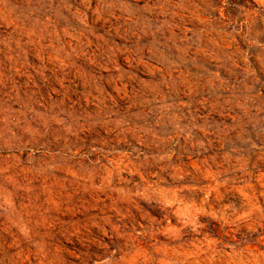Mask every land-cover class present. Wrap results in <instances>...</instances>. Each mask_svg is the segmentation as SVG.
Wrapping results in <instances>:
<instances>
[{"label": "rangeland", "instance_id": "374dc122", "mask_svg": "<svg viewBox=\"0 0 264 264\" xmlns=\"http://www.w3.org/2000/svg\"><path fill=\"white\" fill-rule=\"evenodd\" d=\"M0 264H264V0H0Z\"/></svg>", "mask_w": 264, "mask_h": 264}]
</instances>
